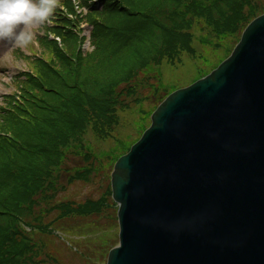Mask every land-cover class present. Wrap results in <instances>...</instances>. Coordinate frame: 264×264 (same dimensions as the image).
Wrapping results in <instances>:
<instances>
[{
  "label": "trees",
  "instance_id": "16d2710c",
  "mask_svg": "<svg viewBox=\"0 0 264 264\" xmlns=\"http://www.w3.org/2000/svg\"><path fill=\"white\" fill-rule=\"evenodd\" d=\"M65 1L74 18L59 12L57 25L37 37L44 51L30 57L33 73L16 77L23 103L10 95L0 108V130L12 136L0 134V264L57 262L68 249L57 243L56 229L88 235L84 228L111 227L109 173L174 88L162 86L165 62L188 55L209 63L196 43L228 55L246 25L264 13V0H101V10L92 9V47L85 50L81 18ZM152 96L154 108L132 122L139 135L128 139L119 131L120 114ZM88 131L99 143H115L95 148ZM77 182L106 184L98 199L61 197ZM113 244L108 237L100 252L105 256Z\"/></svg>",
  "mask_w": 264,
  "mask_h": 264
},
{
  "label": "water",
  "instance_id": "95a60500",
  "mask_svg": "<svg viewBox=\"0 0 264 264\" xmlns=\"http://www.w3.org/2000/svg\"><path fill=\"white\" fill-rule=\"evenodd\" d=\"M112 173L108 264H264V15L234 53L171 93Z\"/></svg>",
  "mask_w": 264,
  "mask_h": 264
},
{
  "label": "rangeland",
  "instance_id": "374dc122",
  "mask_svg": "<svg viewBox=\"0 0 264 264\" xmlns=\"http://www.w3.org/2000/svg\"><path fill=\"white\" fill-rule=\"evenodd\" d=\"M44 23L37 24L33 26L32 32L34 33L33 39L31 43H29L24 48L14 47L9 42L4 41L0 42V106L2 103V97L10 92H16L15 86H17L13 82V77L18 76L20 72L23 70H29V59L32 55L37 54L38 52L44 51V47L38 44L37 33L38 30H41V27ZM86 27V26H85ZM196 49L203 55L209 57V63L205 61V58L201 60L200 58L190 57L188 55L182 56V59L177 64L165 62L162 67V74L164 76V81L162 82L163 87H172V86H186L191 83L195 78L199 77L203 74V70H208L211 66H213V62L217 63V57H221V55L216 56V52L214 49L207 46H200L199 44H195ZM15 50H17L15 52ZM213 61V62H212ZM154 96H152L149 100L143 102V104L137 105L134 101V110H128L127 112H123L119 114L123 119V125L120 128V133L124 136H127L128 139L131 137H137L139 133L134 130L131 125H128L129 120L131 122L138 120L140 115H143V109H152L154 105H151L154 101ZM147 123H150V118H146ZM118 133V131H117ZM88 137L92 140L93 133L88 131ZM115 139H107L102 144L105 148H109L113 146ZM80 161L76 158L75 161H70V165L78 164ZM105 182L100 184L94 183L91 185L83 186L77 183L75 186H72L70 189L69 196L74 200L84 201L87 196L93 195L96 199L103 193L105 189ZM116 214V212H114ZM105 223L101 225L102 227L107 225ZM119 229L117 228V221L112 220L111 227L108 228H100V229H90L84 228V232H88V235L83 233H78V235H74V233H70V239L79 246V252L84 253L81 257H77L75 253H72L70 250H64L63 261L62 264H105L106 257L102 252H100L101 244L104 240L112 239V241L117 242V233ZM81 250V251H80ZM51 264V263H49Z\"/></svg>",
  "mask_w": 264,
  "mask_h": 264
},
{
  "label": "clouds",
  "instance_id": "9594fccd",
  "mask_svg": "<svg viewBox=\"0 0 264 264\" xmlns=\"http://www.w3.org/2000/svg\"><path fill=\"white\" fill-rule=\"evenodd\" d=\"M58 0H0V42L24 48L33 39V26L50 21Z\"/></svg>",
  "mask_w": 264,
  "mask_h": 264
}]
</instances>
